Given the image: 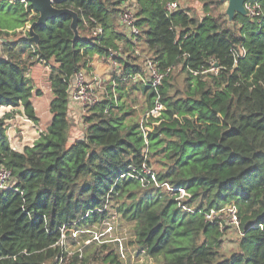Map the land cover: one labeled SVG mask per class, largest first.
<instances>
[{
    "label": "trees",
    "instance_id": "trees-1",
    "mask_svg": "<svg viewBox=\"0 0 264 264\" xmlns=\"http://www.w3.org/2000/svg\"><path fill=\"white\" fill-rule=\"evenodd\" d=\"M133 1L134 43L118 23L121 5L130 0H52L76 14L77 35L65 14L35 25L33 44L23 30L38 14L20 0H0V108H13L0 116V165L14 182L13 189L0 190V264H91L98 258L119 264L113 249L99 254L106 242L85 232L111 211L133 223L138 249L161 264H264V0L258 20L233 16L237 30L227 26L222 0H196L203 12L198 18L180 4L168 12L164 5L174 0ZM90 18L101 27L96 36ZM119 46L124 75L144 73L145 58L161 69L175 65L158 88L164 109L143 137L139 122H126L131 111L118 102L126 92L117 80L116 95L89 108L82 136L72 138L68 80L92 69V55ZM36 62L49 66L51 121L17 151L5 120L22 107L38 122L27 74ZM211 62L217 72H201ZM127 82L144 92L148 110L154 91ZM153 162L154 181L145 176L142 185L130 175H143V164ZM168 186L187 195L178 198ZM225 205L235 208L241 235L238 249L222 255V221L206 215ZM62 236L81 243V253L68 256Z\"/></svg>",
    "mask_w": 264,
    "mask_h": 264
},
{
    "label": "rangeland",
    "instance_id": "rangeland-1",
    "mask_svg": "<svg viewBox=\"0 0 264 264\" xmlns=\"http://www.w3.org/2000/svg\"><path fill=\"white\" fill-rule=\"evenodd\" d=\"M131 1V0H130ZM180 6L189 8L190 14L195 17H201L203 15L202 5L196 0H176ZM221 12L226 15V24L228 27L237 30L238 27L234 23L230 22L233 18H229L226 13L225 2L220 6ZM215 13L218 9H214ZM220 12V10H219ZM250 19V18H249ZM254 20V19H251ZM82 34L88 36V32L82 31ZM122 50V47H121ZM243 50L239 49L238 53L236 52L234 62L238 59V55L242 54ZM93 56V55H92ZM92 60V57H91ZM99 61L101 65V71L97 72L101 75L102 78L106 80V90L110 95L112 80L115 78L113 74L115 65H110L106 62H103L100 58ZM49 66L44 64L36 65L33 68V71L29 72V78L33 87V95L31 97V102L34 108V112L38 117V122L34 124L32 121H27L24 115L22 107H19L22 112H16L15 109L13 116L10 119L5 120L6 124V133L8 135L10 146L13 148V134L15 141L18 142V148L22 149L23 143L27 142L32 144V141L35 139L33 137L39 135L40 132L44 131L45 128L50 124L51 113L49 111L50 101L52 99V94L49 87L48 80ZM179 75V76H178ZM182 74H176L177 81L182 80ZM122 87V86H121ZM126 88V89H125ZM126 95H122V98L118 102H123L125 104L126 111H131L128 113L126 122H139L141 115L145 112L146 108L149 105V102L144 94V92L138 89H131L128 83L124 84V89ZM37 91L40 92L37 95ZM13 108L9 106H2L0 108V116L6 112L12 111ZM17 116V117H15ZM15 118V119H14ZM14 119V120H13ZM76 122V123H75ZM70 135L72 138L80 137L82 129L85 125L83 120L80 117H77L75 120H71ZM25 128V131L18 132ZM17 134V136H15ZM24 134V135H23ZM150 170H157V165L153 162L151 167L147 168ZM232 208L230 205H225L222 209H217V213L214 214V218H217L222 221V243L220 247L221 254L227 255L231 251L238 249V238H239V229L229 225L228 218V209ZM233 209V208H232ZM216 211V210H212ZM223 225L225 227H223ZM87 236L92 235L90 239L97 241L106 242L108 249L100 248L102 250L99 254L106 255L110 248L114 250V253L117 255V260L119 264H161L160 257H151L142 250L138 249V245L135 243V237L133 233V223L127 222L124 218L119 217L114 211L110 212V217L104 221L100 226H92L86 229ZM71 238L75 240L76 232L71 233ZM63 241L66 244V249L68 251V256H72L73 252L81 253V243L72 244L65 239V236H62ZM89 242V240H87ZM100 242H97L99 244ZM63 244V243H62ZM96 244V245H97ZM94 260L91 261V264H110L108 260ZM116 264V263H112Z\"/></svg>",
    "mask_w": 264,
    "mask_h": 264
},
{
    "label": "built area",
    "instance_id": "built-area-1",
    "mask_svg": "<svg viewBox=\"0 0 264 264\" xmlns=\"http://www.w3.org/2000/svg\"><path fill=\"white\" fill-rule=\"evenodd\" d=\"M10 2H15V0H8ZM23 2L25 6L29 5L27 0H20ZM179 4L176 0L168 1L165 3L164 7L168 12L174 11L178 8ZM135 7L136 2H124L121 5L120 11L118 13V23L120 29L124 32L125 37L129 38L133 43L135 42L136 37L139 34V29L136 24V15H135ZM244 8V15L250 19H259L261 15V5L259 0H244L243 2ZM31 9V8H30ZM90 21L93 25L90 28V32L93 36L98 35L101 32V27L96 21L90 18ZM2 43V37L0 36V46ZM138 53V52H136ZM125 54L121 51V46L114 49L111 47L107 48L106 55L100 56L99 58L110 65H115V69L113 74H115V78L112 80V85H115V81L117 80H126L130 79L133 82L141 83L142 85H147L148 87L154 90V97H153V105L146 110L139 120L138 129L143 135L146 137L147 132L151 129V126L154 121L151 119L157 118L160 116L162 110L164 109V105L161 100V94L158 90L159 86L161 85L163 77H165L173 68L174 65L167 66L161 69L157 64H155L151 59L145 58L143 62L144 66V73H136L133 75H124L121 71L122 66L118 63V57H124ZM236 62V61H235ZM217 66L215 63L211 62L209 69H204L201 72L211 71L217 72ZM191 70V69H190ZM193 73H197L196 71L191 70ZM106 80L102 78L101 75L97 72H93L92 70L86 71L85 69H80L74 72L73 76L68 80L67 83V95H68V103L69 106L77 105L81 108L82 113H85L89 108H92L96 103L102 101L107 96L106 90ZM15 149V148H13ZM149 167L143 164L142 172L143 175H132L138 177L141 184L145 185V181L147 179L150 181L155 180V176L153 171L147 169ZM124 176V175H121ZM147 179H146V177ZM14 182L9 169L5 168L4 166L0 165V190H9L13 189ZM168 190L172 191L173 193L178 192V198H183L187 195V192L183 188H172L167 187ZM233 208V209H232ZM227 208L228 218H229V225L238 228V218L236 216V210L234 207ZM188 209V208H187ZM190 210V209H188ZM217 213V210L210 211L206 217L209 220L214 219V214ZM241 235V232L239 231ZM88 242V241H86Z\"/></svg>",
    "mask_w": 264,
    "mask_h": 264
},
{
    "label": "water",
    "instance_id": "water-1",
    "mask_svg": "<svg viewBox=\"0 0 264 264\" xmlns=\"http://www.w3.org/2000/svg\"><path fill=\"white\" fill-rule=\"evenodd\" d=\"M32 9L38 14L35 21H33L28 29L30 40L38 41L37 34L34 33L33 27L35 25H43L51 18L59 17L61 15H69L72 18L71 28L74 34L77 35V16L69 9H57L52 5V0H27ZM226 5V13L231 19L235 14L244 15L243 2L244 0H222ZM217 66V64L215 63Z\"/></svg>",
    "mask_w": 264,
    "mask_h": 264
},
{
    "label": "crops",
    "instance_id": "crops-1",
    "mask_svg": "<svg viewBox=\"0 0 264 264\" xmlns=\"http://www.w3.org/2000/svg\"><path fill=\"white\" fill-rule=\"evenodd\" d=\"M39 64H41L40 62H36V63H34L33 65H31L30 67H29V69H28V72H27V74H29V72L31 73L32 71H33V68L36 66V65H39ZM99 64H102L103 65V63H101L100 61H99V58H98V55L97 54H94L93 56H92V60L90 61V65H91V67H92V71L94 72H99V71H101V65H99ZM174 68H175V65H174ZM172 71V70H171ZM100 73V72H99ZM132 81V80H131ZM122 82H123V84H122V88L124 89V84L125 83H128L127 82V79L126 80H122ZM133 82V81H132ZM133 83H136V84H139V83H137V82H133ZM129 84V83H128ZM141 84V83H140ZM130 85V84H129ZM131 86V85H130ZM147 86V85H146ZM111 87H113V85L111 84ZM150 88V87H149ZM126 89V88H125ZM152 89V88H151ZM124 91V90H123ZM152 91H154L153 89H152ZM111 93H112V95H113V97L116 95V93H115V89H111V91H110ZM125 92V91H124ZM127 93V92H126ZM146 96V95H145ZM111 97V95H109L108 93H107V96H106V98H104L103 100H105V99H109ZM22 111V110H21ZM68 114H69V118L70 119H72V120H75L77 117H80V119L82 118V116L83 115H85V113H82V110H81V108H79V106H77V105H73V106H68ZM25 115V114H24ZM15 117H17V116H15ZM25 117H26V115H25ZM15 119V118H14ZM13 119V120H14ZM26 120L27 121H32V120H30L29 118H27L26 117ZM33 122V121H32ZM34 123V122H33ZM35 124V123H34ZM23 131H25V128L24 127H22V129L20 130V131H18V132H23ZM24 135V134H23ZM15 136H17V134H15ZM38 134H37V136H35V137H33V138H35L34 140H36L37 138H38ZM80 136H82V132H81V134H80ZM18 137V136H17ZM33 140V141H34ZM33 141H32V143H33ZM25 145H32V144H28L27 142H25V143H23V147H22V149H19L18 148V142H16L15 141V138H14V134H13V148H15V150H17V151H22L23 150V148H24V146Z\"/></svg>",
    "mask_w": 264,
    "mask_h": 264
},
{
    "label": "clouds",
    "instance_id": "clouds-1",
    "mask_svg": "<svg viewBox=\"0 0 264 264\" xmlns=\"http://www.w3.org/2000/svg\"><path fill=\"white\" fill-rule=\"evenodd\" d=\"M29 6H30V4H29ZM30 8L32 9V7L30 6ZM33 10V9H32ZM35 12V11H34ZM36 20V19H35ZM34 20V21H35ZM33 21H31V22H28L27 24H26V27H25V30H23L24 32L25 31H27L28 32V29H29V26H30V24L32 23ZM29 34V33H28ZM28 38L30 39V34H29V36H28ZM33 42V41H32ZM36 42H33V44H35ZM98 58H99V56H98ZM46 66V65H45ZM12 148V147H11ZM13 149V148H12ZM15 150V149H14Z\"/></svg>",
    "mask_w": 264,
    "mask_h": 264
}]
</instances>
